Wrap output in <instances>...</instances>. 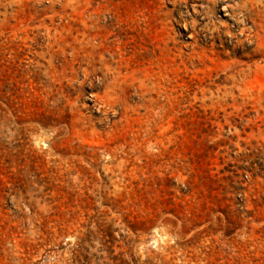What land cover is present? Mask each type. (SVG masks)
Masks as SVG:
<instances>
[{
    "label": "rangeland",
    "instance_id": "1",
    "mask_svg": "<svg viewBox=\"0 0 264 264\" xmlns=\"http://www.w3.org/2000/svg\"><path fill=\"white\" fill-rule=\"evenodd\" d=\"M0 264H264V0H0Z\"/></svg>",
    "mask_w": 264,
    "mask_h": 264
}]
</instances>
